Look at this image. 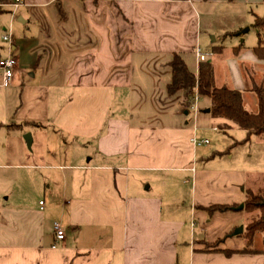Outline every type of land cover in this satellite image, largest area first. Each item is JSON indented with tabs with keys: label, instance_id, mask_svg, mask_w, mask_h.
Instances as JSON below:
<instances>
[{
	"label": "crops",
	"instance_id": "obj_1",
	"mask_svg": "<svg viewBox=\"0 0 264 264\" xmlns=\"http://www.w3.org/2000/svg\"><path fill=\"white\" fill-rule=\"evenodd\" d=\"M216 1L0 5V59L8 57V33L16 61L9 86L0 71V264H264L261 253L225 255L245 247L238 237L203 252L199 241L222 238L241 219L234 211L208 217L199 207L241 204L248 173L198 168L212 155L199 158L191 138L205 139L222 121L210 117L207 97L186 112L183 93L166 91L168 64L179 54L193 74L209 61L215 85L242 92L244 108L256 111L251 89L264 88L256 32L214 26L209 12L203 23L201 5ZM177 176L192 179L189 222L153 190ZM253 249L263 250L260 234Z\"/></svg>",
	"mask_w": 264,
	"mask_h": 264
},
{
	"label": "trees",
	"instance_id": "obj_2",
	"mask_svg": "<svg viewBox=\"0 0 264 264\" xmlns=\"http://www.w3.org/2000/svg\"><path fill=\"white\" fill-rule=\"evenodd\" d=\"M13 0H0V5H6ZM251 27L256 32V46L253 51L258 60L264 61V16L255 17ZM240 48V47H239ZM239 48L233 50V54L239 53ZM222 47H216L212 50L214 54H220ZM171 81L167 85L166 91L169 96L181 91L183 93V102L181 105L186 112H191L196 98L207 97L210 100L209 114L213 120H221L222 123L216 126V130H230L233 126L244 131L246 138L236 144L247 143L252 136L259 137L264 142V88L253 87L251 92L256 99V111L249 112L243 106V94L237 90H231L226 87H217L214 82L213 66L209 61H203L198 64L197 73L193 74L187 68L179 54H173L170 63ZM24 125H33L25 123ZM34 126V125H33ZM38 126V125H35ZM19 127V126H18ZM221 153H214L211 157L221 156ZM243 211H258L259 216L248 223L241 235L236 237L245 240V247L240 251H226L225 255L231 254H264V177L261 179V187L256 192L250 189H244ZM239 205L214 204L208 207H199L208 217L215 213L237 212L235 208ZM234 230L216 239L214 242L199 241L204 246L203 252H216L218 247L224 243L227 238H233ZM256 234L263 236V250L253 249V241Z\"/></svg>",
	"mask_w": 264,
	"mask_h": 264
},
{
	"label": "rangeland",
	"instance_id": "obj_3",
	"mask_svg": "<svg viewBox=\"0 0 264 264\" xmlns=\"http://www.w3.org/2000/svg\"><path fill=\"white\" fill-rule=\"evenodd\" d=\"M245 1L219 0L214 4H202L200 11L203 12V23L205 22L204 13L209 12L211 14L210 17H212V23L219 28H229V26L238 23L244 24L243 26L252 25L255 17L264 16V6L248 4ZM245 28L247 27H243L241 32ZM226 31H229V29ZM247 34L250 39L255 38L253 31ZM252 101L256 104L254 98ZM250 106L251 103L248 102L246 108L249 110ZM203 137L208 140L209 144L198 149L199 158L204 155L210 157L214 153H221L222 155L209 160H201V162L199 160L198 168H232L245 174L248 173L246 181H249V183L246 188L254 192L260 189L261 179L264 177V142L259 137L252 136L247 143L236 144L243 141L246 138V134L234 126L226 132L221 129L215 132L208 130ZM59 153H62V150ZM153 190L162 191L164 207L169 208V212L179 215L182 220L190 221V195L192 191V179L190 177L177 176L169 184L166 185L164 183L163 187L159 188L153 184ZM236 214L240 216L241 220L235 223L234 229L243 227V230L252 219H256L259 216L258 211L249 213L241 210L237 211ZM194 232L196 237H203V234H199L197 231ZM261 239L263 241L262 235Z\"/></svg>",
	"mask_w": 264,
	"mask_h": 264
},
{
	"label": "built area",
	"instance_id": "obj_4",
	"mask_svg": "<svg viewBox=\"0 0 264 264\" xmlns=\"http://www.w3.org/2000/svg\"><path fill=\"white\" fill-rule=\"evenodd\" d=\"M23 4V0H14V2L11 4V8L13 11H15L20 5ZM3 42L7 44L8 49V57L5 59H0V71H1V78L2 83L1 85L3 87H7L10 85L11 80L13 78V69L15 67L16 61L14 57L11 54V47H12V38L10 34H5L2 38ZM196 55L200 61L204 60V56L199 53V51L196 52ZM198 98L195 99V102ZM194 102V104H195ZM216 130V129H214ZM191 144L195 147H202L207 146L209 144L208 140L202 139L198 140L196 138H191L190 140ZM39 206L43 207V202H39ZM53 233L55 237V243L62 242L64 240V231L61 228L59 223L53 224Z\"/></svg>",
	"mask_w": 264,
	"mask_h": 264
},
{
	"label": "water",
	"instance_id": "obj_5",
	"mask_svg": "<svg viewBox=\"0 0 264 264\" xmlns=\"http://www.w3.org/2000/svg\"><path fill=\"white\" fill-rule=\"evenodd\" d=\"M19 22H21V20H19ZM206 112H208V110ZM23 140L26 143L27 149H30L31 136L29 134H26V135H24ZM242 209H243V204H240L237 208H235L236 211H241ZM242 232H243V227H238V228L234 229L232 236L236 237L238 235H241Z\"/></svg>",
	"mask_w": 264,
	"mask_h": 264
}]
</instances>
